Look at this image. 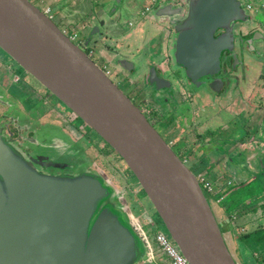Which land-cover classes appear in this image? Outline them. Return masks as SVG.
Segmentation results:
<instances>
[{
    "label": "water",
    "instance_id": "obj_1",
    "mask_svg": "<svg viewBox=\"0 0 264 264\" xmlns=\"http://www.w3.org/2000/svg\"><path fill=\"white\" fill-rule=\"evenodd\" d=\"M186 7L184 18L170 5L154 15L171 20L173 62L197 84L218 75L220 57L234 49L232 24L248 16L238 0H187ZM0 49L119 156L189 264H237L196 176L49 16L28 0H0ZM149 81L163 82L152 71ZM106 184L101 173H42L0 138V264H157Z\"/></svg>",
    "mask_w": 264,
    "mask_h": 264
},
{
    "label": "rangeland",
    "instance_id": "obj_2",
    "mask_svg": "<svg viewBox=\"0 0 264 264\" xmlns=\"http://www.w3.org/2000/svg\"><path fill=\"white\" fill-rule=\"evenodd\" d=\"M29 1L41 11L50 9L51 20L65 35L68 32L78 34L79 38L74 43L81 48L92 28L97 26L98 33L91 36L85 52L91 53L90 56L101 68L106 66L120 78L135 80V76L129 74L130 70L117 65L113 59L117 56L124 58L135 66L137 72L150 55L148 48L151 38L159 39L160 43L164 34L159 23L165 17L154 15L161 7L160 3L154 7L156 10L153 13L141 14L150 0H121L119 3L116 0ZM252 1L256 5L264 4V0ZM244 6L243 2L241 7L245 9ZM248 16L253 19L252 22L260 25L264 36V9L256 12L254 7L253 11H248ZM101 20L104 21L102 26ZM238 29L247 31L246 22L237 23L234 32ZM161 47L158 45L154 51L156 55L152 59L148 57V60L156 64L163 57ZM252 47L254 51L246 53L243 58L239 56L244 68L237 74L233 69V75H237L239 80L233 78V86L226 94L212 98L211 95L198 92L197 97L194 95L196 98L193 97L176 113L171 109L176 107V92L172 93V100H168L162 107L152 99H145L149 109H158L156 117L159 116L161 120L157 124L156 120L151 121L149 118L150 123L195 176L201 172L216 187L215 191L231 183L232 187L224 195V201L223 196L218 195L221 205L207 200L210 201L209 206L219 230L237 264H254L253 255L250 256L252 252L257 254V263L264 264L260 261L264 258V243L259 244L261 251L256 252L257 247L250 237L252 249L243 246L246 241L243 244L239 240L251 227H264V40L255 39ZM112 77L117 83V79ZM167 78L174 83V75L169 73ZM136 83L142 86L140 80H136ZM23 84L17 82L6 84L3 88L0 86V116L12 117L8 119V125L21 126L23 129L21 134H15L20 142L14 144L20 145L22 151L28 150L31 159L52 174L77 176L101 173L105 184L107 182L114 189L110 187L114 207L124 221L138 230L141 239L147 240L149 254L155 257L157 264H168L165 259L160 260V251H157L155 241L156 231L167 232L131 172L124 167L120 158H115L117 154L111 151V155L106 154L92 145L84 133L89 131L91 140L99 141L97 139L100 138L87 126L83 130L82 121L73 119L70 111L63 106H57V100L52 96L46 97L47 103L39 99L36 89L40 87L33 80L30 88ZM130 86H133L134 91L139 89L136 84ZM6 88L9 95L3 91ZM120 89L131 95L127 89ZM144 90L148 92L149 85ZM13 94L14 97H11ZM180 115L183 117L177 118ZM181 121L185 128L178 125L177 122L180 124ZM198 135L206 137L202 142H197ZM235 204H239L238 207H233ZM233 209H236L234 213ZM237 214H240L238 220ZM147 215L153 225L148 223ZM246 220L254 223L248 229L244 227L243 230L238 228L235 231L236 226ZM262 232L264 230L257 233ZM258 234L254 235L260 236ZM247 245L250 247V243Z\"/></svg>",
    "mask_w": 264,
    "mask_h": 264
},
{
    "label": "flooded vegetation",
    "instance_id": "obj_3",
    "mask_svg": "<svg viewBox=\"0 0 264 264\" xmlns=\"http://www.w3.org/2000/svg\"><path fill=\"white\" fill-rule=\"evenodd\" d=\"M186 1L187 0H161L155 6H157L159 3L161 4V7L166 6V5H170L173 9H179L180 10V14H179V16H177V18H184V16L187 13ZM154 10H156V8H153L150 11V13H153L152 11H154ZM243 10L245 11L246 15L248 16V11L244 8H243ZM49 16L51 17V14ZM51 19H52V17H51ZM252 21H253V19L250 16H248V21L246 22V26L248 27V30L244 31L242 29H238L236 31V33L234 32L235 25L237 23H240V22H237L235 25L232 24V36H234V40H233L234 49H233L232 53L228 54V53L224 52L222 54V56L220 57V69H219L218 75L200 77L199 79H197V84L192 83L191 80L188 77H186L184 70L179 65H177L173 62L171 54H172L173 44L175 41V37H174L175 36V30H174V27L170 23L171 20H169V19H165L164 21H162L160 23L158 22L159 27L161 28L160 30H162L164 32L162 40L159 43V39L151 38L150 45L148 48L150 55L145 58L144 64L141 66V68H138V71L136 72V68L133 65V69L130 70L129 74L131 76H133V75L135 76L134 81H133V79H130L129 77L120 78L119 76L114 74L112 71L107 69L106 66L102 65L103 68H101L99 65H97L95 63L93 58L90 56V53L87 54L85 52V49L88 47H84L82 45L83 48H81V47L80 48L89 56V58L95 63V65L98 68H100L109 77V79L113 83H115V82L113 81L112 76H114L117 79L118 84L117 83H115V84L118 86L119 89H120V87H123L125 90L127 89L130 92L129 94H131V95H128L125 92H123V90L120 89L140 109L141 113L145 116V118L147 119V121L149 123H150V121H149V118H150L151 121L156 120V122L158 124L161 122V120H160L159 116L156 117L158 115V113L156 112L157 108L149 109L147 106L148 103H147V101H145V99H148V100L152 99L155 103H158L161 106V105H164V103H166L168 100H172V98H173L172 93L176 92V94H177V98H176L177 100L175 101L176 107L171 108L173 110V113H176V110H178L181 106H184V104L190 102L193 97H195V96L197 97L198 92L206 93L207 95H211L212 98H214L216 96L226 94L229 91V88L233 86V78H236V80H239V77L237 75L236 76H235V74L233 75V69L235 71L234 73L237 74V72L242 71V69L244 68L242 66V64H240L241 62L239 61L240 60L239 56H241V58H243V55H245L246 53H249L250 51H254V49L252 48V43L255 39L264 40V36L261 32L262 29H261L260 25L255 24ZM251 23H253L252 26L250 25ZM220 33H221V31H218L216 33V35H219ZM158 45L162 46L161 48H162V52H163V55H162L163 57L160 58L159 61L155 64V63L151 62L152 60L151 61L148 60V57L150 59H152L153 55H156L153 50H155ZM152 52H153V54H152ZM233 55H236V59L233 58ZM113 60H116L117 65H121V63L119 62L120 56L119 57L117 56L116 59H113ZM238 64H240V65L238 66ZM21 71L23 72V74H21ZM151 71L157 79H161L163 81V82H159L161 85L158 86L156 82H150L149 81V77L151 76ZM169 73L174 75V83L175 84L172 82L171 79L167 78V74H169ZM4 74H5V77L3 76ZM8 77H9V79H7ZM30 79L33 80V82H35L40 87L39 88L40 90L37 88L36 91H37L39 99L42 98L41 100L44 103H47L46 102L47 96H49V97L52 96L53 99L57 100L43 86H41L34 78H32L27 72H25L13 59H11L6 53H4L0 49V86L3 88V86H5L6 84L11 85V84H17V82H20L22 84L25 83L26 87L30 88V83H31ZM136 80H140L142 82L141 87H140V85H138L139 83L138 84L136 83ZM130 84L131 85L136 84L139 89L134 91L132 89L133 86H130ZM147 85H149L150 90L148 92L147 91L145 92L144 89L146 88ZM200 89H202V90L197 91ZM3 91L5 93L7 92L6 94L9 95L7 88H6V90H3ZM203 91H205V92H203ZM0 95H1V93H0ZM10 96L14 97V94H13V96L12 95H10ZM0 99H1V96H0ZM56 103H57V106H59V105L63 106L66 110H68L58 100ZM70 114L73 115V119L77 118L71 111H70ZM182 117L180 115L177 118L180 119ZM9 118H12V117L4 116V115L0 116V138L2 139V141L5 144H7L11 149H13L18 155H20L24 160H26L27 162H30L37 169H39L40 172L45 173V174H51L46 168H43L41 165H38L37 163L34 162V160L31 159V157L28 153V150L22 151L20 149V145L16 146L14 144V142L19 144L20 140L15 134H17V132H18V134H19V132L21 134L23 132V129L21 130V126L19 128L17 126H13V127L9 126L8 125V123H9L8 119ZM5 119H6V121H5ZM179 122H177L178 125L184 126L183 128L186 127L185 125H183L182 121L180 124H179ZM85 127H86V125L83 124L81 128L84 130ZM25 129L27 130L28 128L26 127ZM88 132L84 133V135L87 137V139H89V141L91 142L92 145L99 148V150H102L106 154L111 155V153L109 151H111L115 154V152L107 144H105L101 139L96 138L99 141H96L93 139L91 140L92 136H90V134ZM91 132H93V131H91ZM93 134H95V133H93ZM170 143L172 144V142H170ZM115 158H119V156L117 155V157H115ZM120 161L122 162V164L126 168L123 161L121 159H120ZM184 161H186V160L184 159ZM117 163L119 164V159L117 160ZM54 175H57V174H54ZM59 176H65V175L62 174ZM147 217H149V216L147 215ZM157 251H158V249H157ZM158 253L160 256V260L165 259L166 263L169 264L168 258L165 255L161 254L160 252H158ZM154 258L155 257H151V259H153V260H154Z\"/></svg>",
    "mask_w": 264,
    "mask_h": 264
},
{
    "label": "built area",
    "instance_id": "obj_4",
    "mask_svg": "<svg viewBox=\"0 0 264 264\" xmlns=\"http://www.w3.org/2000/svg\"><path fill=\"white\" fill-rule=\"evenodd\" d=\"M160 1L161 0H150L149 5L144 7V9L142 11V14L145 15V14L149 13L154 8V6ZM238 1L240 2V4L242 6H243V2L245 3L244 7H245V9L247 11H253L254 7L256 9V12L259 9H264V4H257L256 5L255 1H252V0H238ZM43 13L46 14L47 16H49L50 13H51V10L48 9V8H45L43 10ZM67 36L70 39V41H72L73 43L75 41H77V39L79 38L78 34H75L73 32H68ZM77 46H79V45H77ZM90 55H91V53H90ZM196 178L199 181V183L202 185V187H203V189L205 190L206 193L211 194V195L212 194H214V195L216 194L214 187L207 181V179H206V177L204 175L199 173L196 176ZM220 201H221L220 199H216L214 202H216L217 204H220ZM147 221H148V223L153 225V223H152V221H151V219L149 217H147ZM155 241H156V243L158 245V247H157L158 251H160L161 254L165 255L168 258L170 264H189L187 262L186 258L180 252V250L177 247V245L169 237V235L163 233L162 231H156V233H155Z\"/></svg>",
    "mask_w": 264,
    "mask_h": 264
},
{
    "label": "crops",
    "instance_id": "obj_5",
    "mask_svg": "<svg viewBox=\"0 0 264 264\" xmlns=\"http://www.w3.org/2000/svg\"><path fill=\"white\" fill-rule=\"evenodd\" d=\"M57 1V0H56ZM59 1V0H58ZM142 14V13H141ZM143 15V14H142ZM156 50V49H155ZM155 50H153V51H155ZM256 97V96H255ZM201 173V172H200ZM221 187V186H220ZM214 189H216V187L214 188ZM221 188H219L218 187V190H220ZM218 190H216L215 192H216V194L219 192ZM241 204H244V203H241ZM238 205L239 204H235L233 207H238ZM235 207V208H236ZM235 210L236 209H233V213L235 212ZM237 217V220L239 219V216H240V214H237L236 215ZM235 220V216L233 217V221ZM236 220V221H237ZM252 223H254L252 220L251 221H245V222H241V223H239L237 226H236V228L237 229H235V231H237L238 230V228H241L242 230H243V228L245 227V229H248V228H250L251 226H252ZM260 223V222H259ZM259 223H258V225H259ZM251 225V226H250ZM259 228H261V231L262 230H264V227H256L255 229L253 228V227H251V229H249V230H247V233H254V234H258L257 232L255 233L254 231H256V229H259ZM258 232H260V231H258ZM251 235V237H250V239H251V241L252 242H254V244L256 245V247H257V249L255 250L256 252H260L261 251V249L260 248H258V247H260L259 246V244L261 243V244H263L264 243V232H262V234H258V235H260V236H256V235ZM239 240L240 241H242V243L244 244L245 243V241H246V245L244 244L243 246H245V247H247V248H250V249H252V247H253V245H252V243L251 242H249V238L248 237H245V236H242V237H239ZM247 243H250V247L247 245ZM244 247V248H245ZM237 249H238V247H237ZM248 250V252H249V249H247ZM251 255H253V257H252V259L254 260V264H261V263H257V261L259 260V259H257V256H255V255H257L256 253H251L250 254V256ZM260 261H263L264 262V258H262Z\"/></svg>",
    "mask_w": 264,
    "mask_h": 264
},
{
    "label": "trees",
    "instance_id": "obj_6",
    "mask_svg": "<svg viewBox=\"0 0 264 264\" xmlns=\"http://www.w3.org/2000/svg\"><path fill=\"white\" fill-rule=\"evenodd\" d=\"M79 119V118H78ZM205 136V135H204ZM202 137L201 135L199 136H197L198 137V140H196L197 142H202L203 140H204V138L206 137ZM208 137V136H207ZM116 154V153H115ZM228 183V182H227ZM241 184H243V183H241ZM222 187V186H221ZM220 187V188H221ZM232 187V185H231V183L230 184H225L224 185V187H223V189L221 188L220 189V191L217 193V194H215V195H210V194H208V193H206L205 192V196H206V198L209 200L210 199V201H215L217 198H218V195H219V197H222L223 196V201H224V195L226 194V192H228L229 190H230V188ZM210 201H208V202H210ZM222 201V202H223ZM221 205V204H220ZM258 231H261V228L259 229V230H256V231H254L255 233L256 232H258ZM254 233L252 232V233H246V234H244V236L245 237H251V235H253Z\"/></svg>",
    "mask_w": 264,
    "mask_h": 264
}]
</instances>
